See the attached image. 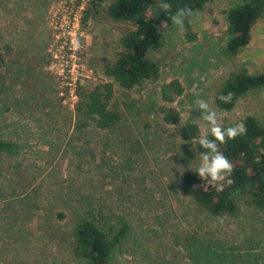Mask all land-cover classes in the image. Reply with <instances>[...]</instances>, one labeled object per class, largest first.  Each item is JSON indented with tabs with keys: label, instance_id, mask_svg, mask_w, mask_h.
<instances>
[{
	"label": "rangeland",
	"instance_id": "obj_1",
	"mask_svg": "<svg viewBox=\"0 0 264 264\" xmlns=\"http://www.w3.org/2000/svg\"><path fill=\"white\" fill-rule=\"evenodd\" d=\"M112 1L0 0V140L14 145L0 152V264H88L72 252L83 219L109 235L123 230L108 264H264V210L244 196L233 214L215 216L178 186L200 166L197 142L210 133L198 99L221 126L246 116L264 126V87L228 112L213 102L231 73L263 70L264 14L228 57L225 12L234 1L206 0L187 29H162L149 54L157 76L124 89L104 75L133 28L107 17ZM102 83L118 115L107 129L75 108L78 86ZM187 125L198 134L190 141L180 137Z\"/></svg>",
	"mask_w": 264,
	"mask_h": 264
},
{
	"label": "trees",
	"instance_id": "obj_2",
	"mask_svg": "<svg viewBox=\"0 0 264 264\" xmlns=\"http://www.w3.org/2000/svg\"><path fill=\"white\" fill-rule=\"evenodd\" d=\"M99 0H91V2ZM234 4L225 12L226 42L224 55L235 56L245 47L251 37V29L264 14V0H233ZM171 5L165 12L159 5L161 0H113L106 8L107 17L113 21L131 22L133 28L119 39L120 52L113 63L106 66L104 75L124 89L138 85L142 81L157 76V66L149 59V54L157 51L161 45L162 29L170 26L171 16L179 9L190 8L192 15L200 10L206 0H164ZM192 16L184 18L183 28L187 29ZM110 84L78 86L76 88V112L92 120L98 129L110 128L118 115L108 108L111 97ZM166 87L171 93L180 94L176 82ZM264 87V68L262 71L249 74L244 70L231 73L217 90L213 102L221 112L230 111L236 100L249 91ZM232 93L230 103L218 99L220 95ZM173 113V114H172ZM173 124L176 114L168 111L164 118ZM247 132L235 139H227L219 144V150L233 165L231 174H225L223 181L213 182L210 178H200L197 168L184 171L179 176L178 186L182 193L205 211L218 216L233 214L236 210V197L246 196L249 203L258 210H264V126L252 116L242 121ZM233 126L223 125V128ZM195 126L187 125L181 129L182 140L190 141L197 136ZM209 139H214L211 133ZM205 152L207 151L204 149ZM14 145L0 140V152L12 153ZM123 230L113 235L98 226L93 220L79 221L72 232L74 239L73 254L88 264H108L111 249L117 244Z\"/></svg>",
	"mask_w": 264,
	"mask_h": 264
},
{
	"label": "clouds",
	"instance_id": "obj_3",
	"mask_svg": "<svg viewBox=\"0 0 264 264\" xmlns=\"http://www.w3.org/2000/svg\"><path fill=\"white\" fill-rule=\"evenodd\" d=\"M159 7L165 12L171 10V5L164 0H161ZM192 16V10L190 8L179 9L171 19L174 24L183 28L184 18ZM74 49L80 48L79 40L72 42ZM218 99L224 103H230L232 100V93L229 92L227 95H220ZM198 109L202 110V117L200 119L207 122L210 126L209 131L214 139H209L207 133L198 140V144L201 145L207 151L201 155V164L197 168V174L200 178H210L213 182L223 181L225 174H231L233 165L229 159L223 155L219 150V144H223L227 139H235L239 135H244L247 132V127L243 122L237 123L233 126L223 128L218 123V114L215 110L211 109L209 103L203 99L196 101Z\"/></svg>",
	"mask_w": 264,
	"mask_h": 264
}]
</instances>
